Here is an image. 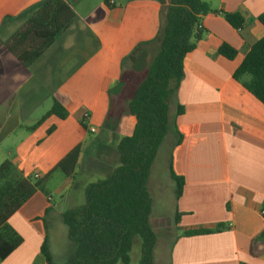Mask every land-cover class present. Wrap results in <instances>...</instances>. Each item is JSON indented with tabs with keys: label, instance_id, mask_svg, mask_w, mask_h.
<instances>
[{
	"label": "crops",
	"instance_id": "0c3cea01",
	"mask_svg": "<svg viewBox=\"0 0 264 264\" xmlns=\"http://www.w3.org/2000/svg\"><path fill=\"white\" fill-rule=\"evenodd\" d=\"M45 1L0 0V169L7 165L0 186L35 176L41 182L6 223L21 245L0 264H44L39 249L46 221L64 213L52 206V194L68 202L63 196L79 169L105 179L117 167L116 146L132 136L136 120L122 115L113 142L102 127L110 111L116 121L125 110L118 101L124 60L138 45L155 40L167 6V0H80L73 7V26L24 69L4 45ZM209 3L213 14L201 22L202 39L184 59V76L170 106L173 117L176 107L182 109L174 118L182 141L167 162L168 190L161 194L162 184L147 186L152 212L155 202L170 200L179 222L166 226L151 217L150 227L177 231L169 264H264V107L233 80L250 48L264 38L258 22L264 0ZM224 14H239L243 29L234 30ZM222 45L236 52L234 60L218 55ZM53 101L67 119L39 124ZM81 122L95 134L88 135ZM75 149V172L66 178L55 167ZM171 173L184 182L178 200ZM218 226V234L183 236Z\"/></svg>",
	"mask_w": 264,
	"mask_h": 264
},
{
	"label": "trees",
	"instance_id": "16d2710c",
	"mask_svg": "<svg viewBox=\"0 0 264 264\" xmlns=\"http://www.w3.org/2000/svg\"><path fill=\"white\" fill-rule=\"evenodd\" d=\"M79 1L46 0L4 48L20 66L29 69L73 26L76 21L73 7ZM167 2L160 12L161 24L155 40L138 45L122 64L118 101L125 110L119 112L116 121L110 111L102 127L113 142L117 121L122 115L136 120L132 136L120 140L116 146L117 167L104 180L86 187L83 206L61 215L70 245V254L64 264H129L135 239L140 241L139 264H157V236L150 227L152 200L147 186L156 160L160 156L169 159L181 144L174 118L182 115V109L176 107L174 117L170 119V106L184 76V59L202 39V32L197 27L206 16L213 14L209 0ZM223 18L236 31H241L245 25L239 14H224ZM258 22L264 28V18H259ZM154 44L157 53L147 62L148 49ZM218 55L232 61L236 52L222 45ZM233 80L264 107V38L250 48ZM51 117L64 121L68 114L53 101L39 124ZM81 126L91 135L84 122ZM77 153L78 149H75L55 170L72 178ZM5 170L7 165L0 172ZM171 176L178 200L184 182L172 173ZM40 186V181L31 179L0 186V261L21 245V240L6 225L8 219ZM178 218L177 215L176 225ZM221 231L222 227L218 226L213 230L186 232L183 236H205ZM39 254L44 264H56L50 253L47 233Z\"/></svg>",
	"mask_w": 264,
	"mask_h": 264
},
{
	"label": "rangeland",
	"instance_id": "374dc122",
	"mask_svg": "<svg viewBox=\"0 0 264 264\" xmlns=\"http://www.w3.org/2000/svg\"><path fill=\"white\" fill-rule=\"evenodd\" d=\"M97 1V0H93ZM166 4L168 2L166 1ZM210 4V3H209ZM157 53V45L154 44L148 49V59L147 62H150ZM169 117L172 119L173 110L170 109ZM11 142H8L6 146L9 148H13V145H10ZM167 162L168 158H162L161 156L156 160L151 173L149 183L151 187L159 184H162L160 187L162 188L161 194H164L163 188L165 191L166 188V171H167ZM91 175L88 176V172L86 169L81 168L76 172V176L73 179V186L71 190H69L66 194H64L63 198L66 196L68 202L61 200V198L55 194H52L53 203L52 206L55 207L56 211L67 212L70 210H74L80 208L84 204V192L88 185L97 183L101 179L97 174L90 172ZM53 187V185H52ZM156 188V187H155ZM173 204L170 200L161 198L160 204L159 202H155V207L151 214V217L154 219L162 220L159 223H166V226L173 225L175 223L174 215H173ZM153 215V216H152ZM51 220L47 222V237L49 241V249L52 255L53 261L56 264H64L70 254V245L66 239V230L62 225L61 218L55 220L51 217ZM175 225V224H174ZM165 226V227H166ZM158 227V230L155 232L157 236V243L155 247V259L157 264H169V255L170 248L172 243L173 235L177 234V231H169L168 228ZM174 233V234H173ZM140 259V241L135 239L132 246V251L130 253V263L129 264H139ZM120 264V263H119Z\"/></svg>",
	"mask_w": 264,
	"mask_h": 264
},
{
	"label": "built area",
	"instance_id": "2783aa9c",
	"mask_svg": "<svg viewBox=\"0 0 264 264\" xmlns=\"http://www.w3.org/2000/svg\"><path fill=\"white\" fill-rule=\"evenodd\" d=\"M110 6L111 5H113V3L110 1L109 3H108ZM197 29L199 30V31H201V24L197 27ZM86 118V117H85ZM89 133L91 134V135H93V134H95V131L93 130V129H89ZM39 179V177L38 176H35L34 177V180H38ZM261 215L264 217V211H262L261 212Z\"/></svg>",
	"mask_w": 264,
	"mask_h": 264
}]
</instances>
